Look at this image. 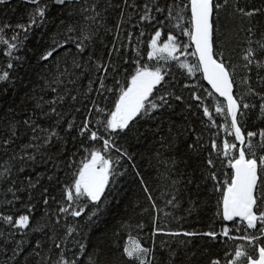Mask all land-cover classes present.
<instances>
[{
    "label": "trees",
    "instance_id": "obj_1",
    "mask_svg": "<svg viewBox=\"0 0 264 264\" xmlns=\"http://www.w3.org/2000/svg\"><path fill=\"white\" fill-rule=\"evenodd\" d=\"M135 2L142 7L144 0ZM157 2L161 7L176 3L183 8L189 0ZM216 2L224 4V0ZM42 3L49 5L48 22L34 27L23 45L13 52L14 57H23V60H13L14 68L11 70L7 69L9 57L5 55L6 45L0 44V73L8 70L11 75L10 82H0V139L8 138V126L11 122L21 121L14 143L0 145V171L8 167L9 163L12 164L8 179L0 180V214L14 218L29 215V226L25 229H12L7 222L0 220V233H3L0 236V244L7 241L5 246L9 249L8 253L0 252V260L10 255V249L15 247L14 241L22 240L24 253L17 257V264H37L43 257H47L48 264H52L59 254V250L53 246L56 242L51 239L53 236L66 249L69 260L73 259L75 254L76 264H133L122 251L130 236L138 239L143 247L152 250L153 264H211L213 259H218L220 264H228L234 257L237 246H243L247 255L258 258V247L264 246V238L258 240L254 246L221 234L225 227L231 230L232 237L244 234L242 226L238 223L223 219L221 193L216 190L217 187L222 188L230 182L233 169L228 161L238 157L241 147L235 140L225 101L205 84L200 70H195L199 66L195 56L191 55L190 59L195 72L193 77L177 60L148 57V43L157 28L162 31L160 40L167 39L171 32L181 44H188V50L193 52L189 38L175 27L177 20H167L163 26L156 21L142 22L136 26L138 16L134 15L129 23L122 26L120 37L116 41L117 47H120L119 53L113 52L109 58L108 50L112 48L113 38L116 36L114 26L119 19V9L109 8L102 15L105 26L113 28L112 32L106 33L104 28H101L80 57H77L74 45L68 44L58 49L47 62H42L40 55L53 47L54 41L67 37L66 27L69 22L66 10L53 6L51 0H42ZM111 3L123 6L122 0H111ZM129 3L131 4L132 0H129ZM105 6L106 0H100V8ZM34 7L25 0H6L0 4V25L9 23L13 26L12 29L5 30L6 38L13 35L15 25L28 23V14ZM76 7L79 8V5ZM237 7L246 10L264 9V0H228L227 5L219 10L218 16L214 13L212 17L213 51L222 54L218 58L223 59L229 68L233 79V95L237 99L242 98L243 103L255 105L244 110L243 116H238L239 126L246 135L248 131L259 132L264 129V118H260L259 97L250 95L248 84L244 83L247 76L253 89L264 92V84L258 78L264 77V69H257L253 64L249 71L244 67L245 61L242 59L245 49L249 46L246 29H254L251 37L253 41L261 40V34L264 33V14L252 18L244 17L236 11ZM125 11L127 19V13H131L133 9L129 7ZM153 15L157 20H164L167 12ZM184 15L185 19L179 23L182 27L189 28V7L184 9ZM73 19H79V16ZM62 22L64 26H61ZM141 31L144 32L143 36L140 35ZM128 32L133 33L131 40L128 38ZM252 47L257 45L253 43ZM89 53L93 55V59L104 62L111 59L116 69L114 72L110 69L105 81L106 88L101 92L96 91L99 84L95 77L99 73L94 67L89 68L83 75L82 68L72 67L74 60L83 63L88 59ZM257 59H264V53H258ZM137 62L140 67H160L165 73V79L153 88L149 99L160 103L156 98L169 93L166 98L172 106L153 109L146 115L138 114L129 122V128L112 133L116 147L105 153V157L112 160L113 174L109 177L110 183L100 201L92 202L82 198L81 203L73 204V209L84 207L85 211L80 217H73L70 212L59 213V207H68L64 189L73 183L76 171L88 156L84 148H100L102 141H90L87 135L80 136L77 131L67 134L64 131L66 124L62 122L57 128L64 137L62 141L54 138L50 145L42 147L39 152L29 149L30 153L35 152L34 161H10L9 158L18 154L20 146L28 143L32 135L22 123L33 112L32 97L43 96L45 100L51 99L54 94L43 88L44 79L50 78V74H55L57 64L60 71L67 68L72 75L66 79L76 82L67 84L71 91L63 103L56 105L57 111L67 113L66 120L75 117V123L80 125L85 116L89 115L87 110L92 109L90 126L107 138L108 133H105L103 125L97 121L106 120L108 113L114 110L119 90L134 74ZM89 80L94 81L92 91H87ZM63 92L64 87H61V93ZM193 93L200 96L201 100H195ZM72 95H76L78 99L72 101ZM177 95L183 99L176 101ZM94 103L103 108L104 113L97 112ZM204 107L209 109L211 118L204 116ZM217 107L223 111L217 113ZM76 109L80 111L77 112ZM44 110L47 111V107ZM35 111L37 116H40V110ZM55 120L56 117L53 116L50 119L40 118L38 122L47 128L54 124ZM213 141L217 144L216 149L212 147ZM252 141L251 151L255 152L256 157L264 155V149L260 147V137H253ZM225 142L229 145L227 156L224 154ZM189 144L194 147L188 148ZM232 144H236V147L231 148ZM116 148H120L121 152H117ZM245 150L249 152L248 149ZM124 151L127 156L122 155ZM129 156L131 160L128 159ZM247 158L251 156L248 155ZM208 159L213 161L211 167L207 164ZM21 167L24 169L22 172L18 171ZM209 173H215L216 180L208 178ZM141 178L144 184H141ZM113 179L115 183H112ZM29 180L36 185L34 188L28 187ZM145 186L152 196L151 201L144 192ZM9 187L13 188L15 197L19 199L8 191ZM173 197L174 202L169 204L168 201L173 200ZM43 198L48 199L47 205L44 204ZM258 210L264 211V203ZM235 219L239 221V218ZM140 225L143 227H139ZM68 226L73 227L74 232L67 240H63L61 238L65 236ZM157 226L162 231L154 236L153 231ZM35 228L41 230L34 231ZM238 228L240 230H237ZM209 231H215L217 238L203 235ZM248 231L259 235L258 231ZM184 232H195L198 235H171ZM37 240L41 242V247L37 249L41 253L39 257L29 255ZM80 243L85 245L83 253L79 250ZM240 264H247L246 257L241 258Z\"/></svg>",
    "mask_w": 264,
    "mask_h": 264
},
{
    "label": "snow or ice",
    "instance_id": "obj_2",
    "mask_svg": "<svg viewBox=\"0 0 264 264\" xmlns=\"http://www.w3.org/2000/svg\"><path fill=\"white\" fill-rule=\"evenodd\" d=\"M6 0H0V4L5 3ZM26 3L32 4L35 7L28 14V23L26 24H17L15 25L13 35L11 37H5V30L12 29L13 26L9 23H4L0 25V44L6 45L5 55L9 57V63L7 69L11 70L14 68L13 60H23V57H14L13 52L20 48L24 40L27 39L28 33L34 27H40L43 24L47 23V12L49 9L48 4L42 3V0H25ZM228 0H224V4L216 2V0H189L188 4L183 8L179 4L172 3L167 4L164 7L158 5L157 0H144L142 7L138 5L135 0H132V3H129V0H122V5H113L111 0H106V6L100 8V0H51V4L55 7L60 8L61 10H66L69 18L67 23L66 32L67 37L61 41H54V46L50 49L43 52L40 55L39 59L42 62H47L54 53L65 47L68 44L74 45L77 50V57H80L93 42V38L97 35L101 28H104V31L112 32L113 28H108L105 26L104 17L102 13L107 12L109 8H118L119 9V19L117 20L114 29L116 36L113 38V46L108 50V56L111 58L113 52L119 53L120 47H117L116 41L120 37L122 26L126 23H129L132 20L134 15L138 16L136 26H139L142 22H152L156 21L157 24L163 26L165 21L175 19L177 24L175 27L181 31L182 35L187 36L189 40L195 45V50L191 53L193 56H198L199 66L195 70L202 69L204 74V79H206L215 92L219 93L220 96L225 97L227 100V114L231 117V128L234 130L235 140L241 145L239 150L238 157H233L229 159L228 163L233 169L231 179L229 183H226L224 187H217L221 193V203L223 208V219L226 221H233L242 226L243 235L232 237L230 236V229L225 227L222 230V235L230 239H240L245 241L249 245H257V241L261 238H264V211H259V206L264 203V155L256 157L255 152H252L253 141L252 138L259 136L261 140L260 147L264 149V129H260L259 132L248 131L246 135L242 132L241 127L239 126L238 116L244 115V110L255 107V105H249L248 103H243V99H237L233 95V79L229 71L228 66L218 57L222 56L221 53H214L213 51V20L212 17L214 13L218 16L219 10L226 6ZM79 5V8L76 6ZM190 6L191 17L188 23L190 24L189 28H184L179 23L185 19L184 9ZM132 8L131 13H127L126 9ZM238 11L242 16L252 18L259 14H264V9L254 8L252 10H246L245 8L237 7ZM167 12L164 20H157L156 16L153 13L163 14ZM79 16V19H73L74 17ZM61 26H64L62 22ZM247 35L249 37L248 44L249 46L245 49L242 59L245 61L244 67L251 71V66L254 64L257 69H264V59H257L258 53H264V33H262V39L258 41H253L251 37L254 34V29L249 27L246 29ZM21 33H23V39H21ZM79 33V35H76ZM129 40H131L133 33H127ZM141 36L144 35V32L141 31ZM162 36L161 28L155 30L154 35L151 36V39L148 43L149 59H173L177 60L179 57L175 56L179 49H187L188 44H181L177 36L171 34L167 35V39L162 45H159V41ZM255 43L257 47H252V44ZM124 47V45H121ZM167 53L165 56L164 54ZM185 54L181 51V55ZM91 62V63H90ZM73 69H83L84 72H87L89 68L94 67L96 72L99 73L95 77V80L98 81L99 87L96 88L97 92H101L106 88L105 81L111 71H115V66L109 59V62H104L99 59H93V55L89 53L88 59L84 60L81 63L79 60H74L72 64ZM181 67H188V71H194L193 67H189L183 62H181ZM3 70L0 73V82H10L11 75L10 71ZM72 73L69 72L67 68L63 71H60L59 64L56 65L55 74H50V78H45L43 81V88L47 91H50L54 95L51 99L45 100L43 96L32 97L34 102L33 112L28 115L26 119L22 121L23 125L29 129L32 133L30 140L26 144L20 146V152L18 154L12 155L9 160L16 161L20 159L21 161L36 159L35 152H39L42 147L48 146L52 143L53 139L63 140L64 137L60 135L57 131V128L63 122L66 124L64 129L65 133L70 134L72 131H77L80 136H88L90 141H102V147L92 149L84 148V151L88 153V156L85 157L82 165L78 168L75 173V178L73 183L67 186L64 189L65 200L68 204V207L61 206L59 207V213H68L73 217H80L84 213V207L78 209H73L72 205L76 203H81L82 198H87L92 202L100 201L101 195L105 192V188L109 185V177L112 175V160L105 157L110 149L115 148V143L112 133H116L117 130L123 131L129 128V122L133 120L134 117H137L138 114H148L153 109L163 108L165 106L171 107L166 98L169 96V93H165L162 96L157 97L156 99L160 103L155 102L154 100L149 99L153 93V88L156 85L161 84L165 79V73L162 72L160 67L155 69H150L148 65L143 67L139 66L137 62V67L133 75L127 81L125 86H122L119 90L118 98L115 102L114 110H112L107 115L106 120H98V124H102L105 130V133H108L107 138L98 130H93L91 125V111L88 109L89 115L85 116L80 125L75 123V117L71 120H66L65 117L67 113H60L57 111V104L63 103L65 97L70 93V89L67 88V84H75V80L66 79L67 76H71ZM64 78V79H62ZM260 82L264 84V77H258ZM94 81L89 80L87 91H92V85ZM119 83V81H117ZM244 83L248 84V93L250 95H255L259 97L260 104L259 110L261 117L264 118V92H257L251 87L249 77L244 78ZM61 87H64V92L61 93ZM108 91H112L111 88H107ZM209 95H212L209 93ZM193 98L197 101L201 100V97L196 93L192 94ZM78 97L76 95L71 96L72 101H76ZM183 98L179 95L175 96L176 101H181ZM147 105V107H146ZM95 110L99 113H104L103 108L93 105ZM47 107V111H45ZM36 109L40 110V116H37ZM77 112L80 109H76ZM222 108L217 107L216 112L221 113ZM203 114L206 117L211 118V114L207 107L203 108ZM55 116L56 120L54 124L45 128L42 127L38 122L40 118H48ZM21 121L11 122L8 126V138L0 139V145H11L14 143V139L17 138V129ZM231 135L232 133H228ZM75 139V137H73ZM35 142V143H34ZM83 147V145H82ZM194 145L189 144L188 148H193ZM212 147L217 148L215 141L212 142ZM236 144H232L231 148H235ZM225 156L228 155L229 145L225 142ZM29 149H34L35 152L30 153ZM245 149H248L249 152H246ZM117 152H121L120 148H116ZM122 155L127 156V152L124 151ZM250 155L251 158H247ZM159 156V153H157ZM90 157V158H89ZM131 160V156L128 157ZM175 163V161H172ZM209 167L213 165L211 159L207 160ZM23 167L19 168L18 171L22 172ZM12 172V164L9 163L8 167H5L3 171H0V180H7L9 174ZM137 172V176H139ZM212 180H216L215 173H209V177ZM51 179V177H49ZM141 184H144L143 178H141ZM14 184L15 181L13 180ZM112 183H115L113 179ZM176 183V181H173ZM36 185L29 180L28 187L34 188ZM9 192H12L15 197V192L12 187L8 188ZM47 189H45V193ZM144 192L148 194L147 198L151 201L152 196L149 193L147 186L144 187ZM19 199V197H15ZM44 199V204L49 203L47 198ZM175 200H169L168 203L172 204ZM11 203V201L9 202ZM154 208L156 205L153 203ZM31 208H29V211ZM235 218H239L237 221ZM0 220H3L8 223L12 229H25L29 226V215H21L18 218L13 216H4L0 214ZM58 222V221H57ZM246 225V226H245ZM139 227H143L140 225ZM34 231H40V228L33 229ZM237 230H240L239 228ZM248 230L258 231L259 235H253L249 233ZM158 226L154 228L153 235L155 236L157 232H161ZM74 232V228L71 226L67 227L65 236L61 239L67 240L70 235ZM15 233L13 232L12 235ZM185 235V236H195L198 233L195 232H184V233H171V235ZM3 233H0L2 236ZM203 235L209 236L212 239H216L218 234L215 231H209ZM54 241V248L59 250L58 258L52 262V264H76V256L74 254L73 259L69 260L66 256V249L62 247L61 243L56 240V237H51ZM5 244H0V252L8 253L9 249ZM24 241H14L15 247L10 249V255H6L3 260H0V264H17V257L23 255L24 249L21 245ZM183 243V242H182ZM79 250L81 253L85 251V245L80 243ZM41 247V242L36 241L35 248L29 255L41 256V253L37 251ZM123 255L127 257L133 264H153L154 256L152 250L146 247H143L138 239L129 237V242L126 243L123 247ZM246 257L247 264H264V246L258 247V258H253L251 255H247L246 249L243 246H237L235 250L234 257L228 262V264H240L241 258ZM27 261V257L25 258ZM91 261V257H90ZM37 264H48V258L43 257L37 261ZM211 264H220L218 259H213Z\"/></svg>",
    "mask_w": 264,
    "mask_h": 264
},
{
    "label": "rangeland",
    "instance_id": "obj_3",
    "mask_svg": "<svg viewBox=\"0 0 264 264\" xmlns=\"http://www.w3.org/2000/svg\"><path fill=\"white\" fill-rule=\"evenodd\" d=\"M164 41L160 40L158 42L159 45H162L164 43ZM181 51H183L185 54L181 55ZM174 55L179 57V59H177V61L180 63V65H181V62H183L187 66L192 67L191 60H190L191 59V52L188 50V48L187 49H179L176 53H174ZM184 68L188 70V67H184ZM189 74L191 77H193L195 72L192 71V72H189Z\"/></svg>",
    "mask_w": 264,
    "mask_h": 264
},
{
    "label": "water",
    "instance_id": "obj_4",
    "mask_svg": "<svg viewBox=\"0 0 264 264\" xmlns=\"http://www.w3.org/2000/svg\"><path fill=\"white\" fill-rule=\"evenodd\" d=\"M189 9H190V6H189ZM190 14H191V12H190ZM190 42H191V41H190ZM191 44H192V49H193V51H194V50H195V45H194L192 42H191ZM195 57H196V60H197V62H198V64H199L198 56H195ZM200 72H201V75H202V78H203V81L205 82V84L211 89V91H212L214 94H216L219 98L223 99V100L225 101V104L227 105V100H226V98L220 96L219 93L215 92V90L212 88L211 84H209V82H208L206 79H204V74H203L202 69H200ZM222 209H223V208H222Z\"/></svg>",
    "mask_w": 264,
    "mask_h": 264
}]
</instances>
